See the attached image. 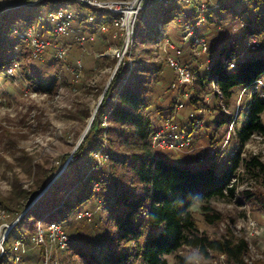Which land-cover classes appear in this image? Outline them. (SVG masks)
Instances as JSON below:
<instances>
[{"label": "rangeland", "instance_id": "374dc122", "mask_svg": "<svg viewBox=\"0 0 264 264\" xmlns=\"http://www.w3.org/2000/svg\"><path fill=\"white\" fill-rule=\"evenodd\" d=\"M52 1L54 0H0L1 4L8 5L0 7V16L7 12L14 13L16 9L30 4H43L42 9L36 11L39 22L32 27L42 38L54 45L39 59L33 57L31 48L22 39L23 43H20L12 37L6 46L8 58H15V61L0 75V245L7 230L6 225H16L24 214L37 206L47 187H51L57 180L56 177L64 173L67 167H71L70 163L73 164L76 160L75 154L83 143L75 149L94 111L101 106L105 98L102 97L107 94L111 84L114 86V92L121 81V77L115 80L116 76L111 80L115 70L116 75L121 73L126 76L122 80L123 83L129 80L136 70L139 71L138 75L146 80L145 86L150 89L148 114L156 126H161L166 116L172 112L173 121L191 134L195 151L182 153L162 150L169 163L182 166L183 162H191L203 152L204 159L201 158V162L195 163L194 167L205 169L211 162V156L218 152L222 168L228 165L231 155L238 149L246 160L257 157L264 164V134L254 135L243 147L237 140V133L245 123L248 105L254 92L236 88L230 104L225 105L223 100L214 96L213 88L199 84V79L212 64L214 57H218L230 43L237 44L235 50L244 59L258 55L260 49L251 48L254 39L247 37L245 28L249 22L255 21L256 15L264 12L263 1L255 0L250 4L245 0H196L198 4L191 5L183 2L180 4L184 6L181 7L183 14L173 13L174 20L168 25H164L158 15L153 19L140 17L144 25L143 34L152 40L145 38L150 41L147 44L140 41V38L136 40L135 34L132 47L121 61L114 55L115 50L123 45L121 38L115 37V29L104 32L102 23L89 22L88 17L91 14L85 10L80 11L74 0L60 2L56 7L47 3ZM98 1L125 4L134 0ZM150 1H143L142 12L147 9ZM158 2V8L168 10L179 4L175 0ZM60 7L74 13V33L55 38L54 25L49 15ZM196 11L201 16L197 24L186 26L187 17ZM208 15L211 17L209 20ZM192 25L194 27H191ZM28 28L31 27L17 29ZM195 31L205 41L207 52L198 53L197 44H191L190 35ZM80 36L86 38L84 44L79 41ZM171 44L183 52L181 60L190 68L194 78L192 84L180 90L173 88L176 76L168 64L169 56L174 53L169 49ZM258 44H261V48L263 41L260 40ZM57 46L69 48L64 59L56 57ZM235 62L239 64L242 60L238 57ZM78 63L82 65V72L80 80L76 81L73 70ZM142 64L148 68L150 66L161 69L153 77L147 73V68L142 69ZM38 74L43 80L56 79V89L47 94L37 91L29 78ZM261 89H264V81L260 89L257 88L260 91ZM262 94L264 95V90ZM193 97L198 101L197 104L191 103ZM178 103H183L184 108L177 110ZM225 116L232 118L233 124L224 123L218 126L217 122L222 121ZM196 121L201 124L197 128L194 127ZM262 122L264 125V114ZM91 130L92 128L89 134ZM93 140L94 134L89 144ZM101 166L110 176H116L108 162ZM86 170L87 177L91 176L92 172ZM234 187V198L212 202L213 208L222 215L220 223L208 224L202 214L201 205L192 208L200 234L211 239L243 238L249 244L246 262L264 264V174L255 168H242ZM99 190L100 187L95 189ZM35 192L34 196L31 195ZM103 204L101 197L97 196L80 207L81 212L87 210L93 214L91 222L80 221L77 216L80 212L72 217L74 223L66 229L70 239L69 248L60 249L50 242L47 249L27 243V253L21 257L20 262L43 264L48 260L49 264H82L81 259L75 255L77 249L74 244L79 243L90 251H96L106 245V236L115 230ZM45 214L46 211H43L37 217ZM4 216L8 217L4 219ZM54 221L56 220L53 218H47L44 224L47 226ZM40 222L42 221H38L37 228ZM63 224L67 225V222ZM8 236L3 241V248ZM79 236L82 237L80 242ZM180 257L192 264L227 262L223 255L210 253V257H205L198 249L188 246L168 256L167 261L169 264H179ZM135 264L145 263L139 259Z\"/></svg>", "mask_w": 264, "mask_h": 264}, {"label": "trees", "instance_id": "16d2710c", "mask_svg": "<svg viewBox=\"0 0 264 264\" xmlns=\"http://www.w3.org/2000/svg\"><path fill=\"white\" fill-rule=\"evenodd\" d=\"M65 1L69 0L47 3L57 6ZM158 1L151 0L147 9L140 12L135 25L136 40L140 38L142 42H150L145 39L149 36L143 34L144 25L140 17L153 19L158 15V19L161 18L162 23L168 25L174 20L173 13H182L181 7L184 6L178 4L168 10L158 8ZM245 1L251 4L255 0ZM73 2L80 11L85 10L96 17V24H101L102 14L99 10L77 1ZM43 6L30 4L16 9L14 13L7 12L0 16V75L15 61V58L7 56L6 46L9 45V39L14 37L23 43L15 34V30L37 24L39 17L36 11ZM197 12L188 17L185 15L186 26L197 24L201 17ZM256 16L255 21L249 22L245 30L249 39L263 41L262 47L256 52L258 55L244 59L235 50L237 44L230 43L218 57H214L212 64L199 79V84L213 88L214 96L223 100L225 105L230 104L236 88L252 91L258 86V81H264V12ZM210 18L208 15L207 19ZM193 25L191 27H194ZM198 39L202 38L195 31L191 44L194 45ZM238 57L242 62L237 63L236 70H231L227 62H235ZM142 67L143 70L147 68V73L153 77L161 69L150 66L148 68L145 64H142ZM138 72L136 70L125 83L122 82L125 75H116L115 80L121 77V81L114 92L113 84L108 89L90 134H87L75 154L76 160L73 164L70 163L71 167H67L45 192L39 204L24 214L12 229L4 243L5 252L0 258V264L24 263L17 260L19 253L15 250V244L17 241H22L25 245L32 243L38 221L44 222L47 218H53L56 220L54 222H67V225H64L66 231L74 223L72 217L78 212L81 213L80 207L97 196L103 200L104 209L108 211L115 230L106 236V245L96 251H90L79 243L74 244L77 249L75 255L81 259L82 264H135L139 259L145 264H169L167 257L178 253L184 246L198 249L205 257H210V253L223 255L226 257V264H248L245 260L249 253L248 242L243 238L211 239L200 234L192 208L201 205L202 214L208 224L220 223L222 215L213 208L212 202L234 198V183L239 171L242 168H255L264 174V164L257 157L246 160L238 149L231 155L228 165L222 168L218 152L211 156V162L205 169L194 167L195 163L201 162V158H193L191 162L185 161L182 166L169 163L163 155L164 151L153 147L152 135L160 126H156L148 114L150 89L145 86L146 80L141 78ZM29 79L41 93H51L57 87L56 79L43 80L39 74ZM263 90H257L252 96L245 123L237 133L241 147L254 135L264 134ZM193 98L191 103L197 104L198 101ZM105 119L109 123L108 128L102 125ZM168 119H174L172 112L166 116L164 122ZM232 121V118L225 116L217 124L232 125ZM93 134L94 140L89 144ZM96 155L108 156V160L101 163ZM107 162L113 169L112 173L116 174L115 177L103 170L101 165ZM86 169L92 172L91 176L87 177ZM95 185H99V191H95ZM35 194L36 192L31 195ZM43 211H46V214L37 217ZM77 216L80 221L91 222L87 217L82 218L78 214ZM81 238L79 236V242ZM179 264L192 263L180 257Z\"/></svg>", "mask_w": 264, "mask_h": 264}, {"label": "built area", "instance_id": "2783aa9c", "mask_svg": "<svg viewBox=\"0 0 264 264\" xmlns=\"http://www.w3.org/2000/svg\"><path fill=\"white\" fill-rule=\"evenodd\" d=\"M80 3H83L95 10H103L101 13V23L102 30L104 32L109 31L111 28L116 30L115 37L121 38L123 41V45L120 48L115 50V57L121 61L126 55L129 49L132 47L135 37V25L138 19L140 12L143 11V1L140 3L138 8H134L132 6L133 1L131 3L119 4L113 2H102L98 0H74ZM173 1V0H172ZM179 4L185 2L186 4H198L196 0H175ZM50 20L54 25L53 36L55 38L70 36L74 33L72 22L74 19V13L69 12L67 8L60 7L54 13H51ZM89 22L96 21L97 18L93 16L88 17ZM191 32V30L188 32ZM15 34L21 38L25 43L29 45L31 48V52L34 58L39 59L43 56L45 51L54 47V45L42 38V36L33 28H28L26 30H15ZM194 33H191L190 36H193ZM187 40V37L186 39ZM79 41L84 44L86 38L84 36L79 37ZM198 46V53L207 52V45L203 39L196 40L195 42ZM57 45V44H56ZM171 52H174L173 55L169 56L168 64L170 68L173 70L176 76V82L173 84V88L180 90L183 87H186L193 82V73L190 68L185 65L181 57L183 52L177 49L173 44L169 46ZM251 48L253 50H257L259 48V44L256 40H254ZM55 54L58 59H64L69 52V48H64L62 46H57L55 48ZM227 64L231 70L237 69V64L234 61H228ZM82 65L78 63V65L74 68V76L76 81H79L81 78ZM258 86L253 88L252 92H256L257 88H259L263 82L258 81ZM256 90V91H255ZM177 110L184 108L183 103H178L176 105ZM102 125L104 127H109V123L107 119L103 120ZM201 124L199 121H196L194 127L197 128ZM107 127V128H108ZM153 147L158 148L160 150H169V151H177L182 153H193L195 151V147L193 144V139L191 134L183 129L178 123H175L173 120L168 119L162 123V125L157 129L156 132L152 135ZM204 153L200 152L198 158H203ZM214 155V154H213ZM99 162L103 163L108 160V156L96 155ZM204 159V158H203ZM95 189H99V185H95ZM8 216H4L3 218H7ZM79 217H87L91 219L93 214L89 211L81 212ZM15 226V224L8 226L6 225L7 230L4 235L9 233L10 230ZM31 242L36 246H43L44 248H48V243L56 244L60 249H67L70 247V239L65 231L64 224L62 222H52L49 225H45L44 222H40L36 231V234L32 237ZM3 244L0 245V257L4 255ZM15 250L18 251L17 260L20 261L23 254L26 251V245L22 241H17L15 244ZM43 264H49L48 260Z\"/></svg>", "mask_w": 264, "mask_h": 264}, {"label": "water", "instance_id": "95a60500", "mask_svg": "<svg viewBox=\"0 0 264 264\" xmlns=\"http://www.w3.org/2000/svg\"><path fill=\"white\" fill-rule=\"evenodd\" d=\"M142 1H143V0H134L132 6H133L134 8H138V7L140 6V3H141ZM6 7H8V5H7ZM116 73H117V71L115 70V72H114V74H113V76H112V79H111L112 81H113L114 77L116 76ZM105 94H106V93H105ZM105 94H104V96L102 97V99L105 97ZM99 107H100V106L97 107L95 113H94L93 116H92V123H91V125L89 126L87 133L82 137V139L80 140V142H79V144L77 145V147H76L75 150H77V149L79 148V146L83 143V141L85 140V138H86L88 132L90 131L89 129L92 128V126H93V124H94V119H95L96 114H97V112H98V110H99ZM66 166H67V165H66ZM56 178H58V177H56ZM49 187H50V186H48L46 190H48ZM7 236H8V233L5 234L4 237L2 238V244H3V241L7 238Z\"/></svg>", "mask_w": 264, "mask_h": 264}, {"label": "bare ground", "instance_id": "6f19581e", "mask_svg": "<svg viewBox=\"0 0 264 264\" xmlns=\"http://www.w3.org/2000/svg\"><path fill=\"white\" fill-rule=\"evenodd\" d=\"M2 6H7V3H6V4H1V3H0V7H2ZM94 112H95V111H94ZM91 123H92V119L89 120L88 126H87V128L85 129V131H84V133H83V136L87 133L88 128H89V126L91 125ZM89 130H90V129H89ZM83 136H82V137H83ZM81 139H82V138H81ZM81 139H80V140H81ZM3 236H4V235H3Z\"/></svg>", "mask_w": 264, "mask_h": 264}]
</instances>
